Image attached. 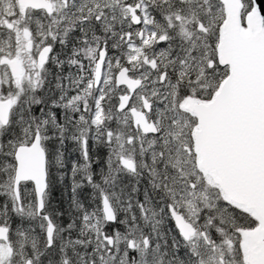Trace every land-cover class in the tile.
<instances>
[{
	"label": "trees",
	"instance_id": "trees-1",
	"mask_svg": "<svg viewBox=\"0 0 264 264\" xmlns=\"http://www.w3.org/2000/svg\"><path fill=\"white\" fill-rule=\"evenodd\" d=\"M145 2L151 5L153 0H145ZM154 2L156 5L160 4V0H154ZM193 2L197 4L196 16L189 17L193 23L184 22L186 19L176 21L173 17V23L183 25L189 32H192V38L189 40L186 35L179 33L177 38L170 42L169 58L177 60V57H183L184 53L181 49L193 45L195 46L193 55L196 58L194 60L188 58L184 64H180L179 60H177L176 64L169 65L171 79H168L167 82L170 81L171 83V94H169L170 86L166 89L159 79L156 82L154 80L151 87L148 86L150 84L149 81L143 80L145 88L142 94L155 105L150 118L159 124L158 135L151 137L155 139L156 148L154 152L157 153V156L154 162H150L149 152L144 156L142 151H138L143 154L144 158L140 159L136 157L135 159L139 163H142L143 167H136L134 174L124 171L120 168L118 162H113L109 166V147L114 146V137L118 130L112 118L116 108V95L108 93L102 100L103 119L101 124L95 127V129L91 124L94 90L91 88V77L87 69L81 72L68 69V72L71 73L70 76L61 70L60 79L56 82L54 72L52 68H49L45 71L47 73L44 72L43 74L47 78L45 90L43 93L37 91L36 94H33L42 96L45 102L44 106L46 107L50 101L55 100L63 93L64 99L59 101L63 106L61 120H64L65 124L75 133V139L69 137L61 142L62 157L58 158V160L62 162L52 169L53 174L58 176L63 175V180L58 184V198L52 202V207L55 209L62 207L64 211L63 218L59 215L56 217V229L53 239H56L58 243H62L67 253L71 255L70 264H93V261H95V264H113V257L109 254L107 248H105L107 243L103 240L107 224H105L101 212L100 196L102 194L111 195V199L113 200L111 205L113 208L115 207L116 217L126 221L119 225L123 229L119 236H124L127 239L130 238L129 233L135 224L145 225L148 222L141 220L142 212L148 209L156 216V219L160 220V212L157 210L164 206L166 198L170 195L169 190L175 191L179 195V188L192 184V176L189 177L187 174L188 169H195L200 175V182L195 185L194 191L208 184L197 170L193 148L191 147V150L183 148L187 142L193 146L192 131L185 128L181 130V133L186 139L177 138L180 125L173 122L175 113L173 110L172 112L170 111L172 102H175L179 113L187 116L180 109L181 104L187 98L200 101L209 100L216 91L212 92L210 97L205 99L200 96L198 87L206 83H212L213 81L218 82V85H220L227 74L226 69H222L221 67H218L220 72L214 74L211 67H209L210 63H213L216 67L218 65L216 46L219 29L224 20L222 6L218 0H193ZM246 2L248 4V0ZM154 10L160 11L159 8ZM247 11H249V7ZM197 17L204 21L202 25L205 30H197L200 23ZM151 27L152 30L155 29L158 33L163 31L155 22H152L150 29ZM173 32L176 33L177 30L173 29ZM150 57L153 59L154 50L150 53ZM156 59H161V57H157ZM208 59L212 60V62H209V65L207 64ZM160 68H162V65L156 69L157 72H159ZM173 68L178 69V71L172 72ZM144 71L149 73L148 69ZM179 71H183L184 75L180 76ZM148 73H144L147 78ZM202 79L206 81L199 85L198 82H202ZM58 84L60 87H57ZM31 102L30 99L28 103ZM77 114L83 118L76 120L75 126H73L72 118ZM27 116L28 113L25 112V117ZM190 118L196 126L194 118ZM109 128H111L110 133ZM87 130L91 133L96 130L95 137L89 140L91 141V146L88 148V160L93 165H97L95 170L87 162L80 159L83 146L80 133ZM108 136L111 137V140L109 143H106L104 141ZM132 155L134 156L133 152ZM73 160L76 161L74 172ZM93 175L95 183L91 187H88L87 190L81 188V181ZM152 176L154 177L153 179ZM161 177L164 179L162 180ZM74 182L78 188V193L75 196L71 191ZM165 182L168 185L166 189L156 187V185H163ZM210 189L215 192V201H211L212 204L223 205L224 201L220 197L221 195L218 193V190L215 188ZM79 193H83V196L81 197ZM202 195V192L198 194L200 200L203 199ZM115 200L121 202L124 207L120 208ZM141 204H143V208H141ZM82 214H84L83 217ZM134 217L135 221L133 220ZM226 219L228 223L225 225V238L234 245L238 253H241L243 262V255L240 249L242 242L241 232L246 231V229L250 230L257 224L251 215L249 216L244 211L231 205H229L226 213ZM63 220L74 221L70 231H60L59 226L63 223ZM158 229L161 234L167 233L166 238L170 241L172 234L166 219L160 223ZM43 236L41 235L38 241L40 252L41 250L46 251L44 249ZM77 238L81 243L74 245ZM225 238L223 242H225ZM163 242L161 241L162 244ZM11 246L14 250L17 249L16 245L12 242ZM115 247L116 245H114ZM94 248L97 250L95 253L93 252ZM100 252L104 253L103 259H100ZM63 259L64 257L59 262L53 261V264H63ZM36 264H39V261Z\"/></svg>",
	"mask_w": 264,
	"mask_h": 264
},
{
	"label": "snow or ice",
	"instance_id": "snow-or-ice-1",
	"mask_svg": "<svg viewBox=\"0 0 264 264\" xmlns=\"http://www.w3.org/2000/svg\"><path fill=\"white\" fill-rule=\"evenodd\" d=\"M253 3L258 6L260 14L264 15V8L258 0H248L249 10H251ZM156 8H159L160 11H155ZM144 9L143 16L145 18L150 17V23L155 22L163 29L159 33L155 29L152 30L157 36L153 46L152 67L157 69L162 65L158 79L164 83L167 79H171L170 64H176L177 60L180 64H184L186 59L194 60L196 58L193 55L194 45L182 48L181 51L184 56L177 57V60H172L169 57L170 42L176 39L179 33L186 35L189 40L192 38V32H189L183 25L173 23V17L176 21L188 19L189 23H193L189 17L196 16L197 4L193 0H160V4L156 5L153 0L151 5L144 3ZM18 15L19 13H16L11 17H6V23H13ZM105 15L103 10L97 14H92L91 9L87 14L82 12L79 27L68 28L66 26L59 38L49 30L51 43L47 45L48 56L43 65L45 71L49 68H52L53 72L60 69L70 76L71 73L68 72V69L77 63L79 53L83 49L74 47L71 56L63 57L58 55L60 48L68 44L70 35L82 32L84 26L89 22H94L99 26ZM140 16L141 13L138 11L136 23L143 25L145 21L140 19ZM31 19L39 21V17H32ZM197 19L200 24L204 23L199 17ZM50 22L55 23L56 21ZM3 28L4 24H0V29ZM173 29H176L177 32L174 33ZM105 50L107 51V48ZM157 57H161V59H156ZM53 65H55L54 68ZM217 67L220 66L217 65ZM177 71L176 68L172 69V72ZM37 75L41 76V80L38 82L39 89H28V93H35L36 91L43 93L45 90L46 76L43 73H37ZM179 75L183 76L184 72L179 71ZM57 87L60 85L58 84ZM12 90L10 83L8 85L0 84V97H6ZM30 99L31 103L25 102L27 117L22 111L15 119H10L8 124L0 127V228H6L13 235H18L24 228L33 232L36 231L37 227L40 228L44 234V249L46 251L41 250L39 254H34L31 250L26 249L28 253L27 264H36L37 261L39 264H53V261L59 262L62 257H64L63 264H70L71 255L67 253L62 243H58L56 239H49L50 233L47 226L51 224L54 233L57 215L61 218L64 216L62 207L60 209L52 207V202L58 198V184L63 180V175L53 174L52 169L62 162L58 160L62 157L61 142L69 137L75 139V133L65 124L64 120H61L63 106L59 101L64 99L63 93L55 100L50 101L46 107L42 96L31 95ZM82 118L78 114L73 116V126H75L76 120ZM110 132L111 128H109ZM38 140L45 159L44 186L41 190H38L37 184L33 180H17L18 150L21 147L31 148ZM104 142L109 143L107 140ZM90 146L91 141L85 140L80 159L87 162L95 170L97 165H93L88 160V148ZM75 164L76 161L73 160V172ZM161 179L164 178L161 177ZM93 183H95L94 175L83 179L80 187L87 190ZM156 187L166 189L168 185L165 182L163 185H156ZM194 188V183L187 187H181L178 189L179 195L175 191L169 190L170 195L166 198L164 206L157 210L160 212L161 219L155 224L162 223L166 219L172 234L170 241L166 238L167 233L161 234L155 224L150 226V230L147 232L140 228V239L136 241L135 247H128L125 244L121 249L119 244L115 248H109L107 244L105 245L113 257V264H210V262L215 264L216 247L225 238V225L228 223L226 213L229 205L225 201L223 205H216L214 208L208 205L201 206ZM71 191L74 196L78 193L75 182ZM79 194L81 197L83 196V193ZM194 199H197L196 203H193ZM140 206L143 208V204ZM30 209L33 212L38 209L39 214L35 217L25 215ZM125 222L119 217L108 221L104 230L108 244H111L113 237L118 236L123 231L119 225ZM73 223L74 221L63 220L59 226L60 231H70ZM161 241H164L163 244ZM80 243L81 241L77 238L74 245ZM96 251L94 248L93 252ZM103 256L104 253L100 252V259H103ZM223 259L225 258H221L220 264H223Z\"/></svg>",
	"mask_w": 264,
	"mask_h": 264
},
{
	"label": "water",
	"instance_id": "water-1",
	"mask_svg": "<svg viewBox=\"0 0 264 264\" xmlns=\"http://www.w3.org/2000/svg\"><path fill=\"white\" fill-rule=\"evenodd\" d=\"M218 1L223 8L224 20L219 29L216 57L218 65L227 69V76L209 100L187 98L180 109L196 119L191 137L196 167L203 179L219 191L224 202L251 215L258 223L253 230L241 232L243 263L264 264V15L260 14L255 3L243 17V0ZM258 2L264 8V0ZM19 3L25 4V0H19ZM27 4L33 9L49 10L41 0H28ZM136 9L138 6L131 10L134 25H138ZM199 27L202 29V25ZM139 38H143L142 31ZM47 55L45 47L37 60L43 63ZM104 56L102 50L95 67L94 87L100 80ZM14 64L17 65L8 63L13 73ZM152 64L153 60L148 65L154 69ZM116 84L128 90V95L120 97L117 107L118 112H123L141 82L130 80L126 69H122L116 77ZM142 104V111L129 110L133 127L139 128L143 135L155 136L158 130L152 121L147 120L150 104L144 97ZM10 108V100L0 102L2 126L8 124ZM17 157V180H33L41 190L45 159L39 140L31 148L21 147ZM119 165L126 172H135L132 160L122 158ZM101 212L106 224L116 218L106 196L101 199ZM36 213L39 214L38 209ZM47 230L49 239H53L51 224ZM0 242L6 246L7 253L12 254L6 228H0Z\"/></svg>",
	"mask_w": 264,
	"mask_h": 264
},
{
	"label": "flooded vegetation",
	"instance_id": "flooded-vegetation-1",
	"mask_svg": "<svg viewBox=\"0 0 264 264\" xmlns=\"http://www.w3.org/2000/svg\"><path fill=\"white\" fill-rule=\"evenodd\" d=\"M41 1L48 6L49 10H45L44 8L33 9L27 4L28 0H25V4L19 3V0H0V14L4 18L13 16L9 14L10 11L8 9H3L6 3H9L10 5L13 6L15 10L14 15L16 13H19L17 19L13 23L8 24L6 23L5 20V24L7 30H9L13 36H15L22 29H25L24 37L27 42L28 52L31 50L32 45H35L36 43L40 42L44 36L46 37L45 43H42V47L39 53L37 54L35 60L36 63H38L41 67L42 70L41 73L44 74V67H43L44 62L40 63L37 60V58L39 54L42 52V50L45 47H47L49 43H51V37L48 34L49 30L53 34L57 35L59 38V36L63 33L66 26L68 28L79 27V22L81 20L82 12L87 14L89 9H91L92 14H97L101 10H103L106 13V15L102 23L99 26H97L94 22H89L87 25L84 26L82 32H80L79 34L70 35L68 37V44L60 48L58 55L63 57H69L72 55V49L74 47L77 49H83L79 53V58L77 59V63L69 69L74 70L75 72L85 71L86 69L89 71V75L91 77V88L94 90V95L92 97L93 100L92 117L95 113V103H98L100 105V110L102 114L103 106L101 105V103L104 97L108 93H112L116 95V108L112 118L117 128H118L117 119L122 113L128 112L129 114V110L132 108L138 111H142V107H143L142 97L146 99V97L142 94L145 88L144 81H149L150 84L148 86L151 87L152 84L154 83L155 78L159 76V72H157L156 69H151L148 65V63L151 60H153L150 57V53H152V51L154 50L153 46L155 45L157 40V36L153 33L152 27L150 29V26H146L147 31L152 33L153 36L156 37V39H154V42L151 45L147 47L144 46L142 48V51L140 53V55L142 56L141 60H139L140 57L139 51H135L136 49L139 48V44L143 39V38L142 39L139 38V33L142 31L144 37V31L142 29V25H134L132 23L131 10L135 9L138 6V9L135 10V14L137 16V12L139 11L141 13V9L144 8V3H146L145 0H142V2L141 0H75V3L74 0H41ZM32 17H39V21L31 19ZM140 19H143L142 15L140 16ZM148 19L150 20L151 18L149 17ZM50 21H56V22L51 23ZM199 25L202 24L200 23L198 24V30L200 31L205 30L203 25H202V29H200ZM113 33H115V35H113ZM129 33H131V35H129ZM93 39H95L96 41ZM106 48L107 51L105 50ZM102 50L105 51V56L102 64L100 80L98 82L97 87H94L95 67L99 60V54ZM145 58L147 59V62L144 63L143 60ZM9 62L17 63V65L14 64L13 66L15 67L14 73L11 71V68L8 65ZM0 66L6 69L8 74L7 77L10 80L12 78H19L20 70H21V63L19 60L12 58V56L10 58L7 57L5 59H2V61L0 62ZM212 66L213 63L211 67ZM90 67L92 70L91 73H90ZM122 69H126L127 77L130 80L140 81L141 86L131 97L127 110L123 112H118L117 107L119 105L120 97L128 95L127 88H125L124 86L118 87L116 84V77L120 72V70ZM145 69H148L149 73L145 72L144 71ZM108 70L110 71V75L106 74ZM144 73H148V78L145 76ZM60 75H61V70L57 69L54 72V79L56 82L59 81ZM103 79H105L106 81L103 82ZM7 100L11 101V108L9 113V119H10L13 110V99L11 98L0 99V102H4ZM147 102L150 104V111L147 114V120L149 122L152 121L156 126V123L150 118L151 112L155 108V105L150 100H147ZM130 119H131L132 128L136 131H139L140 134L143 135L139 128L135 129L133 127L131 116ZM116 136L114 137V139L116 138ZM143 136L155 137L156 135L155 136L143 135ZM135 172H136V166H135ZM134 173H129V174H134ZM102 196L107 197L108 195L102 194L100 196V199H102ZM138 226L140 228H143L145 231L147 229H150V226L152 225L145 224ZM156 227L159 228V226ZM129 235L132 239L133 236L131 234ZM8 236H9V244L11 245L12 235H10L9 231H8ZM117 238H119L120 240L126 239V237L124 236H119V235L115 236L113 237L110 245L108 244L107 239L105 237L103 238V240L108 244L109 247L114 248ZM128 247H133L132 241H129Z\"/></svg>",
	"mask_w": 264,
	"mask_h": 264
},
{
	"label": "rangeland",
	"instance_id": "rangeland-1",
	"mask_svg": "<svg viewBox=\"0 0 264 264\" xmlns=\"http://www.w3.org/2000/svg\"><path fill=\"white\" fill-rule=\"evenodd\" d=\"M243 4H244L243 15H245L249 6L246 0H243ZM3 9H8L10 11L9 14L14 15L15 10L13 6L10 5L9 3H6ZM18 12H19V9H18ZM143 13H144V8L141 9V15L143 17V20L145 21L144 24L142 25V29L144 31V37L139 44V48L137 47L138 49L135 50V51H139V55L144 46L147 47L151 45L154 42V39H156V37H154L152 33L147 31L146 26H151L152 23L149 22L148 18H145L143 16ZM184 22H188V19L184 20ZM0 24H4V28L0 29V62L2 61V59H5L7 57L10 58L12 56V58L19 60L21 63V70H20L19 78H12L11 80L7 77L8 74H7L6 69L0 66V84L8 85L10 83L13 89L12 91H9L6 97H0V99H6V98L13 99V110H12L10 119H15L22 111L25 114L26 112L25 102L28 103L30 100V96L37 93V91L35 93H28L27 90L32 89V88L39 89L40 85L38 82L41 80L40 79L41 76L37 75V73H41L42 70H41L40 65L36 63L35 60H36L37 54L39 53L42 47V43H45L46 37L44 36L40 42L36 43L35 45H32L31 50L28 52L27 42L24 37L25 29H22L15 36H13L10 33V31L7 30L6 24H5V18L1 14H0ZM141 59H142V56L140 55L139 60ZM209 62H212V60H209V59L207 60L208 65H209ZM218 69L219 68L214 65L211 67V70H213L214 74L220 72ZM44 72H45V69H44ZM106 74L110 75V71L108 70ZM199 78H202V77H199ZM167 80L162 84L164 85L166 89L170 86L169 94H171L172 86H171L170 81L167 82ZM105 81L106 80L103 79V82ZM156 81H158V77L155 78V82ZM205 81L206 80L202 79V82H198V83L199 85H201ZM218 86H219L218 82H215V81H213L212 83L203 84V86L201 85V87H198V90L200 91V96L205 99L209 98L212 92L217 91ZM172 110L175 113L173 122L180 125V129L177 132V138L186 139L185 137L182 136L181 130L187 128L189 131H193L192 129L195 126V124L188 115L186 116V115H182L179 113L178 107L176 106L175 102H172L171 104L170 111L172 112ZM102 119L103 117L101 114L100 105L98 103H95V113L92 117V122H91L92 126L94 128L99 126L102 122ZM194 121H196V119H194ZM117 123H118V130H117V136L114 139L115 144L114 146L109 147V153H108V158H109V163H110L109 166H111L113 162H118L120 158L121 159L125 158V159L134 161L136 167H139V166L143 167V164L139 163L135 158L139 157L140 159H143L147 152H149V157L151 158L150 162H154L157 156V153L154 152L156 148L155 139H152L151 137L143 136L140 134L139 131L134 130L132 128L131 119H130L128 112L122 113L117 119ZM155 123L159 131V124L157 122ZM0 127H4V126H2L0 123ZM95 133H96V130L93 133L89 132L88 130L85 132H81L80 135H81L82 142L85 140L89 141L92 137H95ZM106 140L109 142L111 140V137L108 136ZM83 146H84V143H83ZM83 146H82V149H83ZM191 147L192 146L191 144H189V142H187L186 145L183 146V148H187L189 150H191ZM138 151H142L144 153V156L141 152H138ZM132 152L134 156L132 155ZM188 162L190 163L189 160ZM187 174L189 177L192 176V181H193L192 184L193 183L195 185L199 184L200 175L197 173L195 169H192V170L188 169ZM153 178L154 177L152 176V179ZM206 185L207 186L199 187V189L195 191L196 196L199 199L198 194L202 192L203 199L202 200L199 199L198 200L199 203L201 205L203 204V205H208L210 207H214L216 206V204L213 205L211 201H215L214 200L215 192L210 188L214 189L215 187L211 186L210 184H206ZM107 197L110 202H113V200L111 199V195H108ZM115 201L117 205H119L120 208L124 207L121 202H119L118 200H115ZM196 202H197V199H194L193 203H196ZM141 214H142L141 220L148 221L146 224L154 225L155 222L159 220V219H156L155 218L156 216L152 214L150 210L148 209L142 212ZM25 215H32L33 217L37 216L36 211L33 212L31 209L29 210L28 213H25ZM135 217L133 218L134 221H135ZM252 219L254 220V218ZM254 222L256 221L254 220ZM256 224L258 225L257 222ZM155 225L160 226V223L155 224ZM137 226L138 225L135 224L129 233L133 236L132 239L131 237L127 239H121V240L117 238L115 245L117 246V244H119V247L122 249L125 244H127L128 246L129 241H132L133 247H135L136 241L140 239V227H137ZM254 228L250 230H253ZM247 230L249 229H246V231ZM41 235H44V234L40 231L39 227H37L35 232L31 231L28 228H24L23 230L19 232L18 235L12 234L11 236L12 243L16 245L17 249L14 250V248H12L13 249L12 254H8L6 251L5 245L0 243V264H25L27 262L26 257L28 254L26 249L31 250L34 254L40 253V249H39L40 244L38 245V241ZM215 258H216L215 264H220L221 258H225L223 259V264H243L241 253H238L234 245L231 242H228L226 238H225V242L221 243L220 245L216 247Z\"/></svg>",
	"mask_w": 264,
	"mask_h": 264
}]
</instances>
